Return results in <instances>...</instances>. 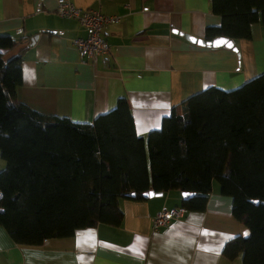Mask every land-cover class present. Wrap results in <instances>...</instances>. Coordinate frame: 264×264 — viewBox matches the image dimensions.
<instances>
[{"label":"crops","instance_id":"crops-1","mask_svg":"<svg viewBox=\"0 0 264 264\" xmlns=\"http://www.w3.org/2000/svg\"><path fill=\"white\" fill-rule=\"evenodd\" d=\"M66 1L118 19L102 31L108 55L94 63L81 59L72 40L86 31L56 15L59 0H0V35L17 42L2 52L4 59L22 56L17 100L42 115L91 125L125 98L136 133L144 137L191 96L211 87L231 91L264 75L261 24L252 26L250 39L232 40L236 52L199 47L179 35L205 40L207 27L220 26L211 0ZM183 200L179 191L121 199L118 227L100 224L39 246L18 245L0 227V264H243L241 254L234 260L222 256L226 242L244 229L216 182L205 211L186 210L152 228L157 213L181 208Z\"/></svg>","mask_w":264,"mask_h":264},{"label":"trees","instance_id":"trees-1","mask_svg":"<svg viewBox=\"0 0 264 264\" xmlns=\"http://www.w3.org/2000/svg\"><path fill=\"white\" fill-rule=\"evenodd\" d=\"M211 9L221 24L206 28L205 41L250 39L253 25L264 26V0H211ZM16 45L0 35V227L13 242L39 246L100 224L118 227L120 200L144 201L150 190L188 192L181 208L203 212L216 182L248 231L226 242L222 256L264 264V75L191 96L142 137L125 98L91 125L18 102L22 56L2 53Z\"/></svg>","mask_w":264,"mask_h":264},{"label":"built area","instance_id":"built-area-1","mask_svg":"<svg viewBox=\"0 0 264 264\" xmlns=\"http://www.w3.org/2000/svg\"><path fill=\"white\" fill-rule=\"evenodd\" d=\"M55 13L60 18L76 20L86 31V37L72 40V45L83 61L94 63L98 57L110 53V48L102 37V31L106 25L116 23L118 21L116 17H107L98 11L79 9L66 0H59ZM185 212L184 208L162 209L153 219L152 228L165 226L173 219L180 218Z\"/></svg>","mask_w":264,"mask_h":264},{"label":"water","instance_id":"water-1","mask_svg":"<svg viewBox=\"0 0 264 264\" xmlns=\"http://www.w3.org/2000/svg\"><path fill=\"white\" fill-rule=\"evenodd\" d=\"M176 33V32H174ZM178 34V33H176ZM180 36L184 37V39H186L188 42L195 44L199 47H205V48H210V49H218L221 47H226L228 49H232L234 52H236L237 50L233 47V43L232 40L228 39V38H224V37H217L211 41H205V40H201V39H196L194 37H191L189 35H183V34H179ZM36 39V36L33 37V39L31 40V44L33 43V41ZM144 199H148L151 197H158L161 196V193H156L152 190L144 193L143 195ZM191 195L188 192H182V197L183 199H187L189 198ZM254 205H258L259 202L258 201H251ZM264 206V202L261 203ZM241 236L243 238H247L248 237V231L244 230L241 234Z\"/></svg>","mask_w":264,"mask_h":264}]
</instances>
